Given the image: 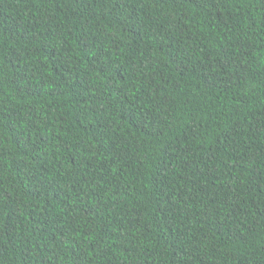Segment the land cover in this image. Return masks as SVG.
<instances>
[{
  "label": "trees",
  "instance_id": "trees-1",
  "mask_svg": "<svg viewBox=\"0 0 264 264\" xmlns=\"http://www.w3.org/2000/svg\"><path fill=\"white\" fill-rule=\"evenodd\" d=\"M0 264H264V0H0Z\"/></svg>",
  "mask_w": 264,
  "mask_h": 264
}]
</instances>
